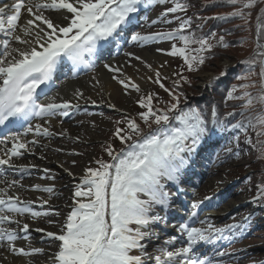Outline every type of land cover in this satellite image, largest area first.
I'll return each instance as SVG.
<instances>
[{"label": "snow or ice", "instance_id": "obj_1", "mask_svg": "<svg viewBox=\"0 0 264 264\" xmlns=\"http://www.w3.org/2000/svg\"><path fill=\"white\" fill-rule=\"evenodd\" d=\"M168 0H17L10 7L5 4L0 7V34L6 38L3 40L4 59H0V127L5 129L10 124L28 122L34 117L54 116L57 110L62 115H68L73 107L70 103L61 104L37 103L36 93L40 86L52 79L60 61L66 58L74 66L88 64L85 57H92L106 45H114L120 40L121 33H125L144 3L163 5ZM264 0H221L223 6H231L234 10L227 15L212 17L218 21H230L232 19L243 20L248 23L250 12L258 3ZM173 6L161 14L166 17L169 13L186 11L187 5L183 0H172ZM26 9L31 19L21 28L24 36L35 35L32 41L21 38L15 34L17 22L21 16V10ZM66 10L70 16L65 19L68 23L64 26L53 23L44 15L45 11ZM7 27H5V13ZM39 22V23H36ZM167 22V21H164ZM155 23V21H153ZM191 20L183 19L177 29L166 33H156L142 36L131 35V40L138 43L150 41H168L179 39L185 47L177 49L173 45L169 55H179L188 71H195L197 66L204 63L203 53L211 52L214 46L228 47L224 37L220 36L216 45L209 42L215 38V33H209L205 37L184 34L190 27ZM11 37L21 44H28L26 50L12 49L9 51V39ZM264 8L257 16L256 46L252 56L242 61L244 72L237 79L248 80L252 75L259 77V91L255 96L247 91L256 84L244 83L239 85L243 89L242 95L237 96V85H233L227 92V99H239L244 101L242 108L248 109L254 104L261 105V111L254 117H245L242 121L229 123L226 119L217 117L215 109L212 111V126L209 127L203 115L195 109L181 112L172 117L179 121V126L165 128L169 123L168 112L176 110L179 98L169 91L173 97V103L166 112L153 110L152 97L142 98L140 107L147 111L140 113V119L145 125L155 124L157 129L146 136H141V129L135 120H127V134L125 129L117 127L114 135L123 144L133 140V136H141L139 141H133L126 149L114 154L111 146L107 147V153L112 162L98 161V168L87 169L84 179L74 196L87 198L88 202H77V206L67 216L61 234L46 233L49 238L60 242L59 251L54 255L53 264H146L151 259L146 251V245L142 243L149 236L147 231L157 224L161 217L150 215L156 207L162 211L170 207L169 194L165 191L162 180L180 184L181 173L187 166L184 153L194 152L199 143L213 131L223 133L232 131L233 139L238 140V134L246 132L249 128L256 129L259 125L261 131L258 136H264ZM191 44L199 45L198 48L189 50ZM189 51L194 53L189 55ZM15 52L11 60L7 57ZM109 71H119L110 65H105ZM259 69L258 73L256 69ZM159 73H156V83H160ZM224 75V73H221ZM183 79V77H181ZM113 79H116L113 76ZM125 88L128 83L119 81ZM136 88L135 85H131ZM163 88V84H160ZM178 87V84H177ZM139 91L138 88H136ZM79 96V93L77 94ZM229 116L234 114L229 113ZM244 116V113H240ZM117 123H120L119 121ZM29 127L27 131H32ZM37 135L48 136L45 129L42 133L40 126L35 128ZM11 140V147L0 149L7 157L0 158V166L12 167V158L21 155L20 150L26 148L21 142V135L15 133L10 137L5 136L0 143ZM32 143H35L33 141ZM245 144L251 141L245 138ZM262 146L261 157L264 158V141H257ZM238 156L239 152L233 153ZM19 181H12L13 185ZM11 186V185H10ZM83 189H86L83 190ZM51 193L52 188L37 189ZM140 194L147 199H140ZM264 201V181L257 185L253 202ZM197 204L192 208L196 209ZM30 214L38 217L41 213L32 211L28 204L19 201V197H8L6 191L0 190V225L11 224L16 215ZM11 214V215H9ZM47 215V213H44ZM197 213H190V222H181L178 230L184 235L183 246L169 251L160 249L161 256L155 257L157 264H221L220 259L228 255L222 248L216 245L221 241L233 242L239 238L237 229L239 225H228L226 228H215L211 223L206 227H194ZM246 220L251 222V216ZM204 224V221H201ZM135 225V227H133ZM21 231L27 233L28 225L24 224ZM18 238V233L0 227V241H5L13 254L30 256L39 254L40 249L26 251L23 248L13 247V242ZM27 239V236L23 237ZM206 246H211V256L208 255ZM201 249H205L202 251ZM133 250L140 255H131Z\"/></svg>", "mask_w": 264, "mask_h": 264}, {"label": "rangeland", "instance_id": "obj_2", "mask_svg": "<svg viewBox=\"0 0 264 264\" xmlns=\"http://www.w3.org/2000/svg\"><path fill=\"white\" fill-rule=\"evenodd\" d=\"M172 6L173 4L171 0H168V2L163 5L154 4V3L142 4L131 25L133 27L130 28L128 27L126 29V32L123 33L126 36V41L128 42V44L134 46L135 50L131 49L128 52L127 50L128 48L127 49L122 48L119 51H117L118 53L112 59V60H118L122 56H124V54H126L124 56V59H127V57H129L131 61L130 63L125 65L131 67L132 70L134 68H140L139 70L141 72L142 80L135 84L136 88H138L139 91H137L136 88L133 87H128V88L119 87L118 89H116L117 91L116 95L115 94H111L109 96L103 95L109 99L110 103H112L113 105L111 108L112 111H106V112L103 111L100 114H94L91 116L92 113L90 115H86L87 113L83 114L81 113L82 112L81 107L77 108V106H75V109L74 107H72L69 110L68 115L66 116L62 115L60 111L58 113L57 118L54 117L50 119L45 118L46 121H52L55 123L59 122L58 118H61L62 121L63 118L65 117L70 118V116L73 118L74 116L78 118H82L84 121L94 124L97 127V133L93 134V132L90 130V136L88 138L82 139L81 136H75V138H70V137H74V135L73 134L68 135L67 133H65V131L53 132L51 129L46 128V130L49 133L48 136H44L42 134L37 135L35 132V128L37 125L41 126L40 127L41 133L45 130L44 124L42 122H39L36 126L34 125V127H32L33 130L31 134L33 135H31L30 133L25 134L24 136L25 138L24 140H26L25 144L27 147H29V149L28 151L25 150L22 151V153L24 154L21 155V157L24 159L21 160V162L27 165L28 164L33 166L39 165L40 170L38 171H40V174L42 175V177H44V179L30 180L32 186H29L30 188L24 187L25 189H22V193L19 194L20 196L16 193H11V195L19 196L21 201H26L28 203L32 211L41 213L40 216L35 217V218L41 217L42 219L41 226L47 227V225H45L44 222L49 220L50 215L48 214L44 215V213H47L48 211L47 209H54L55 207H51V208L46 207L47 206L46 203L51 200V197L53 198L52 194H55V192L61 190L63 186V182L62 180L57 181L60 178V174L55 169V166L57 167L58 165L57 164L55 166L52 165L50 169H43L41 167L42 163L40 157H46L49 155L50 152L55 155V153L59 154L62 151H68V150L77 151L82 153L83 155L82 161L78 163V166L76 165V167H74L75 169L78 170V173H80V175L79 177L76 178L75 185L71 186L72 188H70V190L66 192V195H63V197L68 198L67 199L68 204L66 205L67 213L65 214L64 219L60 220L59 226L57 227V231H62L67 216L77 206V202L78 201L85 202L82 200L83 197L77 198L74 196V193L77 190V186L80 185L81 181L84 179L86 175V170L87 169L95 170L98 168V167L97 168L94 167L95 165L98 164L96 162L98 160L97 156H102L103 161L107 159L110 160V162H112L111 157L107 153V147L111 146V144L109 145V143L113 142L114 139L113 135L116 129L115 126L117 124L119 125V123L117 122L118 121L120 123L125 122L124 119L129 118L130 114H132L133 117L138 120L136 115H138V113L141 112L138 107V104L142 97H148L155 93H163L165 96L163 97V99L167 102V105H169V107L171 106V104L175 103L173 97L169 95V91H165V89H162L157 86H160V84H162V82L165 81L166 79L169 80L175 77L176 66L179 63H181L183 59L179 55L173 56V55H169L168 53L172 50L173 45H175L177 49L183 48L182 42L179 39L168 40V41H150L146 43H138V42H133L131 40V35L133 34H140L142 36H147L156 33H166L174 29H177L181 23V20H183V18L179 16L177 12L169 13L166 17L161 16V14L166 11V9ZM63 12H64L63 14L67 13L66 10H63ZM10 14L11 13H9V15ZM67 14L68 16L71 15L70 13ZM137 20L139 21V23L138 25H135L134 23L137 22ZM236 20L237 19H235V21ZM153 21H155V23H153ZM242 25H246L244 21ZM5 26L7 27V21L5 23ZM245 32H246V36H244V39L240 42V44L242 45L241 48L245 50L244 49L245 47L252 50L253 44L256 45L257 32L250 33L249 30ZM7 38L9 39V43H11L8 49L9 51H11L14 48L17 49V47H19V45L17 44L16 46H13L15 42L14 39H11V37H7ZM0 41H1L0 56L4 57L2 55V53L4 52L3 39L0 38ZM251 52L253 54L254 50ZM232 55L234 54H230L228 57L223 58L219 63V65L225 66L228 69L229 68L233 69L235 66H238L236 59L234 60V56ZM11 57L12 55L8 56L7 59L11 60L12 59ZM123 65L124 64H122V66L121 65L118 66L115 63L112 64V66H118L119 72L116 75L111 74L112 72L109 70H107L106 72L111 74L112 79L113 76H115L116 79L113 80H117L119 82L122 80L121 78H123L126 75V71L124 69L126 68V66ZM104 67H105V63H100L96 68H93L91 71H85V73L80 77L79 83H74L75 85L74 87H76V89H79L77 91L79 93L91 92L93 91V89L98 88L97 87L98 83L103 84L104 80H106L105 77L101 76L103 73H105ZM214 68L215 67H213L212 69L215 70ZM156 73L160 74L159 75L160 83H156L157 80ZM214 77L215 74L211 72L195 74L193 78L196 80L195 82L196 90L193 95L188 94L189 98L195 99V97H197L198 95L206 93L205 91L206 82H208L211 79H214ZM254 77L255 75H252L248 80H246L248 84L257 85V87H250L247 89V91L251 93L253 96H255L259 91L258 88L259 83L255 82ZM123 81H125V79H123ZM62 84L63 82L59 83V85L56 86V91L59 89V87L63 86ZM98 90L99 92L101 91L100 94H103L104 91L103 89L98 88ZM77 91L76 93H78ZM253 106H256L253 108L257 110L261 105L254 104ZM166 111L167 109L165 110V112ZM120 118H122V120ZM69 122L68 123L62 122V123L67 125L70 124ZM147 126H149V124ZM68 127L73 129L75 128V125L73 124L68 125ZM63 135L65 136L63 139H61L60 136ZM33 141H35V143H32ZM57 142L60 143L58 144ZM119 143L120 141L116 143V145L119 146ZM226 143L227 140L221 137L212 138L210 140L208 139L204 142L201 141L197 146L196 150L191 154L187 152L183 154L186 161L194 160L195 163L194 164L192 163L191 166H188L187 168L188 170L185 172L184 175H182L180 179L181 181L180 183L183 182V184L181 185V187L184 191L190 192L191 195L189 198L192 204H197L198 207L202 209L205 208L203 211L201 209V213L203 214L201 217L200 215L197 214V216L195 217L196 221L192 226L200 228V227H206L207 223H211L215 228H226L228 225H239L242 227V225L246 223L249 224L246 218L251 216L250 224L253 227L250 228L247 227L248 228L247 230L242 231L241 236L235 239L234 243L231 244V246L232 245L233 246L232 247L230 246L231 248L223 250L228 255L218 259H220L221 264H264V227L260 225L263 224L264 217L262 216L260 217L259 215L260 205H257V203L253 202L252 196L249 197L248 194L243 190V185H244L243 178L245 177V174H248V172L250 171L246 168L248 161L243 157H236L233 154H229L230 148H228V146L226 147ZM127 147L128 145L123 149H126ZM111 148L113 149L114 154H118L122 150L121 149L120 151H118L114 147ZM75 157L76 156H71V155L67 156L68 161H74ZM195 157L196 160L194 159ZM53 159L57 161V158H53ZM72 167H73L72 163L71 164L68 163V165H65V168H63L64 169L63 171L66 172V174L73 175L76 170ZM198 180L200 183H204L205 180H209L210 182H212L214 187L208 191L207 189L206 191L205 190L202 191L201 187L199 186L194 187L193 184H191V183L196 184ZM187 182L189 183V185L187 184ZM161 183L165 185V191L169 195L172 194L174 195V197L178 196L173 191L172 189L173 186L169 183V181L162 180ZM185 183L187 185H185ZM36 184H38L39 186L37 187ZM12 187L14 186L12 185ZM44 188H52L53 191L49 193L42 190H37ZM83 190L86 191V189ZM139 198L144 200L147 199V196H145L144 194H140ZM221 203L223 204L220 207H216ZM187 208L189 209V207ZM154 210H156L157 212L159 211V209L156 208ZM173 210L178 211V207L172 205L168 213H170L171 215H175L176 212ZM192 210L193 208L190 211ZM199 217L200 219L197 220ZM14 218H16V221H19L21 220V218H23V216L16 215ZM201 221H204L205 223L202 224ZM50 222L53 221L50 220ZM182 222H184V220ZM23 224L26 223L24 222L23 223L19 222L18 224L13 223L12 225H9L8 228L9 230L12 229L13 231H16ZM15 225L18 229H13ZM30 225H32V227H35L38 224L36 225L32 223ZM163 225L168 226L169 224L163 223ZM133 227H135V225H133ZM53 228H55V226H53ZM238 229L236 231H238ZM147 231L153 232L150 229H148ZM18 234L20 238H23L21 237L22 236L21 232H19ZM155 234L159 242V243L157 242V246H158L157 248L159 250L154 248L153 244L156 240H152L151 234H149V236L146 237V239L142 242L146 245V251L148 254H155L154 258L151 257V259L146 260V264H157L155 257L161 256L160 249H166L172 251L175 250L176 248L183 246L184 235L178 229H175L173 232L167 234H162V232L161 233L155 232ZM225 243H229V242H225ZM53 247L59 248V245L54 244ZM149 249L151 250L149 251ZM133 252L140 253L137 250H133ZM208 255L211 256L210 254ZM161 259H163L162 256Z\"/></svg>", "mask_w": 264, "mask_h": 264}, {"label": "bare ground", "instance_id": "obj_3", "mask_svg": "<svg viewBox=\"0 0 264 264\" xmlns=\"http://www.w3.org/2000/svg\"><path fill=\"white\" fill-rule=\"evenodd\" d=\"M26 2H27V0H26ZM32 2L36 3V2H39V0H32ZM63 13H64L63 10L45 11L44 15L47 18H49L50 20H52L53 23L64 26L68 23V21L65 19V17L68 16V14L66 12H65L66 14H63ZM5 15H7V12L5 13ZM31 18L32 17L29 16L26 9H22L20 19L17 22V24H19V26H18V28L16 27L15 34L21 35L22 39L32 41V46H35V41L33 40V36L35 35V31H38V29H35L33 31L32 36H24L23 33L21 32V28H23L26 25L27 20L31 19ZM36 23H39V22H36ZM138 23H139V21L137 20V22H135L134 24L138 25ZM131 27H133V26H131ZM0 35H3V34H0ZM120 36H121V38L118 41V43H116L114 45H106L102 49V52L105 51V53H107L106 56H101L102 54H101V50H100L98 53H96L92 57L86 56L85 60L88 61L87 59H89V61L93 65L94 64L99 65L100 63H105V65L106 64L110 65L114 70L118 69V66H120V65L122 66V64L125 65V64L130 63L131 59L129 57H127V59H124V56L126 54H124V56H122L118 60H112L114 58L113 50L115 47H119L121 49L122 48H125V49L128 48L127 49L128 52L131 49L135 50L134 46H131L130 44H128V42L126 41L125 35H122V33H121ZM16 44L19 45V47H17V49H19V50H26L30 47L28 44H21L17 41L14 42L13 46H16ZM10 45H11V43H9V47H10ZM16 55L17 54L15 52H13L11 58H13V56H16ZM113 63L117 64L118 66H112ZM83 65L84 64H79V65L74 66L66 58L62 59L57 66V70L53 73L52 79L50 81L44 83L42 87L37 89L36 94H43V97L36 95V98L40 99L39 104H47V103L61 104L64 102H68L72 106H74V108H75V106H77V108L81 107V109H82L81 113H83V114L87 113L86 115H90L92 113L91 116L94 114H100L103 111H105V112L106 111H112V109H111L113 106L112 103H110L109 99L103 95H106V96H109L111 94L116 95L117 94L116 89H118L119 87L125 88L123 84H121L117 80H113L111 77V74L116 75L119 71H111L112 73L109 74L106 72L108 69L106 67H104L105 73H103L101 76L105 77L106 80H104L103 84L98 83V86H97L99 89L104 90L103 94H100L101 91L99 92L98 88L93 89V91H91V92L79 93L77 91L79 89H76V87H74L75 86L74 83H79V80L81 77L79 74L83 73L85 70V67H83ZM124 69L126 71V75L121 79L122 80L125 79V82H127L129 84L128 87H132L131 85H135L136 83H138L139 81L142 80L141 72L139 70L140 68H134L132 70L131 67L126 66V68H124ZM76 73H78V74L76 75ZM59 77H61V78H59ZM54 78L59 79V82L62 81L63 86L61 85L62 87H59V89L57 91L55 90L53 92V89H54L53 87L55 85ZM171 81H172V79H171ZM76 91L79 93V96L77 95L78 93H76ZM114 106H115V104H114ZM59 112H60V110H57V114L54 115L55 118H57ZM86 115H84V116H86ZM37 118H40V117H37ZM37 118H35L32 122L26 124L23 128H22L23 121L18 123V124H14V126L20 127V129L22 128L21 132L23 134H25V133L31 134L32 131H27V129L29 127L32 128V127H34V125L36 126L38 124L36 121ZM71 118H73V117H71V116H70V118L65 117V118H63V121L61 118H58V121H59L58 123H55L52 121H45V122H43V124L45 126V129L49 128L53 132L65 131V133H67L68 135L73 134L74 137H70V138H75V136H81L82 139L88 138L90 136V130L93 132V134L97 133V127L94 124L86 122L82 118H78L75 116L73 119H71ZM79 119H82V120H79ZM69 121H71V122H69ZM62 122L63 123L69 122L70 124L66 125V124H63ZM72 124L75 125V128H73V129L68 127V125H72ZM31 135H33V134H31ZM64 136L65 135L60 136V138L63 139ZM21 142L25 143V141L22 138H21ZM57 143L59 144L60 142H57ZM233 147L236 148L234 145H233ZM0 149H3L2 145H0ZM28 149H29V147L26 146L25 149H21L20 151H24V150L28 151ZM72 151L73 150L62 151L59 154L55 153V155L50 152L48 156L40 157V160L42 163L41 167L43 169H50V167L52 165L53 166H55L56 164L58 165L57 167L55 166V169L60 174V178L57 181L62 180L63 186H62L61 190L55 192V194H52L53 198L51 197V200L46 203V205H47L46 207H49V208L55 207L54 209H47L46 208L48 210L47 214L50 215L49 220L44 222V224L47 225V227L41 226L42 225L41 217L35 218V217H32L30 214L27 213L26 215L23 216V218H21L20 222H22V223L24 222V223L28 224V229H30L28 231L29 235H28L27 239H25V242H23V243L21 242L17 246L12 245L13 247H16V248H23L26 251H29L31 249H40V253L30 255V256L16 255V254H13L12 251L9 249L7 242H4L0 246V264H53L54 255L59 251V248L53 247V245L54 244L59 245L60 242L53 239V238H49L46 235V233H54L56 235L61 234V231H57V227L59 226L60 220L64 219L65 214L67 213L66 205L68 204V201H67L68 198L63 197V195H66V192L68 190H70V188H72L71 186L75 185L76 178L79 177L80 173H78V170L75 169L74 167H76V165L78 166V163H80L83 159L82 153L77 152V151H73V152ZM0 152L3 153V151H0ZM23 154L24 153H21V155H23ZM68 155L69 156L70 155L76 156L75 160L74 161H68V158H67ZM53 158H57V161ZM23 159L24 158L17 159V160H15L16 162L12 160L11 164L20 163L19 165H21V167L26 166L28 171L22 170L21 172H19L20 175L15 174V175H17V178H13V177L5 178L6 177L5 175L0 176V183L1 184L2 183L5 184V182H8V180L10 182H12L14 180L19 181V183H18L19 186H16L15 188L5 186L3 188V190L6 191V193L10 192V193L20 194V193H22V189H25L24 187L32 186L30 179L31 180H33V179L34 180L44 179V177H42V175L40 174V171H38V170H40L39 165L34 164L36 166L35 167L33 165H30V164L27 165L23 162L21 163V160H23ZM194 159L196 160V157ZM186 162H187V166L183 169V171L181 173V177L188 170L187 169L188 166H191L192 163L193 164L195 163L194 160L186 161ZM68 163H70V164L72 163V165H73L72 168H74L76 170L73 175L66 174V172L63 171L64 170L63 168H65V165H68ZM74 164H75V166H74ZM6 172H7V170H6ZM169 183L173 186L172 182L169 181ZM36 185H37V187L39 186L38 184H36ZM168 187H169V185H168ZM199 187H201L202 191H204V190L206 191V189L208 191V190L212 189L214 187V185L209 180H205L204 183L199 184ZM173 189L175 192L179 191V190H176V186H173ZM222 204L223 203H221L220 205H218L216 207H220ZM50 220H52L53 222H50ZM32 223H34L36 225L38 224L37 226L32 228V229H36V232H33L31 230V228L29 227V226L32 227V225H30ZM53 226H55V228H53ZM149 229L153 231V232H151L152 240H156L154 242V244L153 243L152 244L154 245V248L159 250L157 248L158 247L157 246L158 240H157V236H156L155 232L161 233V232L165 231V226L163 225L162 220H160L157 224L151 226ZM150 250L151 249H149V251ZM136 255H140V253H136ZM149 255H150V257H153V258L155 256V254H149Z\"/></svg>", "mask_w": 264, "mask_h": 264}, {"label": "trees", "instance_id": "obj_4", "mask_svg": "<svg viewBox=\"0 0 264 264\" xmlns=\"http://www.w3.org/2000/svg\"><path fill=\"white\" fill-rule=\"evenodd\" d=\"M183 2L187 5L186 11H178L177 13L183 19L191 20V25L184 34L195 35L196 37H205L208 36L209 33H215V38L209 39L211 44L216 45V41L219 40L220 36H223L225 42L229 46H214L211 52L203 53L202 55L206 57L204 63L198 65L195 71H188L187 65H185L184 60H182L181 63L176 66V76L172 78V81L166 80L162 82L164 86L163 88L161 86L157 87L168 89L173 92V95L179 98L177 108H182V110L178 113V115L181 112H188L191 109H195L203 115L209 127L212 126L213 109H215L218 118L226 119L229 123L242 121L245 117L249 116L254 117L262 110L260 109L261 106L257 110L253 108L256 106L244 109L241 107L244 101L239 99L229 100L226 97L228 90L233 85H237L238 87L236 95H242L244 90L240 89L239 85L248 83L246 80L237 79V76L243 74L244 65L241 62L252 56L251 51L255 49L256 45L253 44L252 50L244 47L245 50L247 49L245 51L241 48L242 45L240 42L244 39V36H246L245 31L249 30L250 33H254L255 31L257 32V16L260 13V10L264 8V2L258 3L254 8L248 10L250 12V16L246 25H242L243 20L240 19H237L236 21L235 19L230 21H218L211 19L212 17L227 15L234 9L231 6H223L221 0H183ZM262 43H264V41H262ZM183 47H185L184 44ZM198 47L199 45L197 44H191L188 46L189 50ZM193 54L194 53L189 51V55ZM230 54H234L232 56H234V60L236 59L238 66H235L233 69L220 66L219 63L221 60L228 57ZM213 67H215V70L212 69ZM258 71L259 69L257 67L256 72L258 73ZM206 72L215 74L214 79L206 82V93L198 95L195 99H190L188 94L193 95L196 90V80L193 78L194 75ZM221 73H224V75H221ZM181 77H183V79ZM254 78L255 82L259 83L258 75H255ZM151 97L153 110L165 112V110L169 108V105H167V102L163 99V97H165L163 93H155L152 94ZM138 106L140 109V105ZM140 111H142V109H140ZM143 111H147V109L143 108ZM140 113L135 115L139 118L138 123L144 124V122L140 119ZM229 113L234 114V116H229ZM240 113H244V116H241ZM167 114L169 115V121L172 124L179 125V121L172 119V117L175 116L173 115L175 114V111ZM156 126L157 125L155 124H151L148 127L149 129H152ZM260 131L261 129L259 125L256 129L249 128L246 132L239 133V142L234 139L233 144L239 152V156L248 161L246 168L251 170V174L246 181L247 191L250 195H256L257 185L264 181V158L260 155L262 146L257 143L258 140L264 141V136H258ZM246 137L251 141L250 144L244 143ZM260 203L264 207V201H260Z\"/></svg>", "mask_w": 264, "mask_h": 264}]
</instances>
